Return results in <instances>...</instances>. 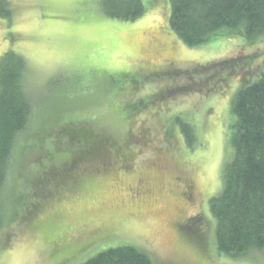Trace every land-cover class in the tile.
Instances as JSON below:
<instances>
[{
    "label": "rangeland",
    "instance_id": "374dc122",
    "mask_svg": "<svg viewBox=\"0 0 264 264\" xmlns=\"http://www.w3.org/2000/svg\"><path fill=\"white\" fill-rule=\"evenodd\" d=\"M105 1H1L0 55L25 59L32 116L0 193V264H80L124 245L152 264H261L264 249L216 250L208 201L233 153L234 95L264 73V32L224 28L189 46L169 26L170 0H141L131 20L103 13ZM57 118L104 146L79 156ZM62 163L64 175L46 172Z\"/></svg>",
    "mask_w": 264,
    "mask_h": 264
},
{
    "label": "trees",
    "instance_id": "16d2710c",
    "mask_svg": "<svg viewBox=\"0 0 264 264\" xmlns=\"http://www.w3.org/2000/svg\"><path fill=\"white\" fill-rule=\"evenodd\" d=\"M105 2L109 6L102 2L103 13L121 19H135L144 10L141 0L125 1L134 6L125 11L120 0ZM2 12L0 5L1 15ZM4 14L10 16L6 10ZM169 26L189 46L206 42L224 28L250 40L264 32V0H170ZM25 71L26 61L16 51L9 49L0 55V193L9 176L18 135L32 116L24 86ZM231 110L235 118L230 138L233 153L223 168L222 189L210 197L208 207L215 219L216 250L236 258L251 250L264 249V73L237 89ZM55 122L61 142L76 144L79 156L89 158L104 146L106 139L94 134L92 128L78 126L77 120L57 118ZM188 128V123L182 124V129ZM67 170V166H60L46 172L55 176L58 171L64 175ZM36 182L42 183L43 177ZM3 224L0 206V229ZM80 264H152V261L144 252L124 245L100 251Z\"/></svg>",
    "mask_w": 264,
    "mask_h": 264
},
{
    "label": "flooded vegetation",
    "instance_id": "af4514ba",
    "mask_svg": "<svg viewBox=\"0 0 264 264\" xmlns=\"http://www.w3.org/2000/svg\"><path fill=\"white\" fill-rule=\"evenodd\" d=\"M136 141H137V140H136ZM137 142H138V141H137ZM72 157H73V156H72ZM73 158H74V157H73ZM62 164L64 165V163H62ZM69 166H70V165H69ZM64 167H66V165H64ZM192 187H193V186L190 185L188 189L190 190V189H192ZM186 222H187V223L191 222L190 224H196V223H197V224H196V226H197V225H199V222H200V224H201V218H198V216H195V215H191V217H189L188 219H185V223H186Z\"/></svg>",
    "mask_w": 264,
    "mask_h": 264
},
{
    "label": "snow or ice",
    "instance_id": "6c2138e0",
    "mask_svg": "<svg viewBox=\"0 0 264 264\" xmlns=\"http://www.w3.org/2000/svg\"><path fill=\"white\" fill-rule=\"evenodd\" d=\"M261 264H264V261H261Z\"/></svg>",
    "mask_w": 264,
    "mask_h": 264
}]
</instances>
